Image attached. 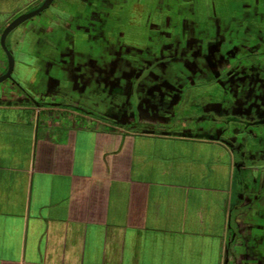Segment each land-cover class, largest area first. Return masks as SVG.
Segmentation results:
<instances>
[{
    "label": "crops",
    "instance_id": "crops-1",
    "mask_svg": "<svg viewBox=\"0 0 264 264\" xmlns=\"http://www.w3.org/2000/svg\"><path fill=\"white\" fill-rule=\"evenodd\" d=\"M14 73L0 82V264L264 262V214L228 147L111 123L48 71Z\"/></svg>",
    "mask_w": 264,
    "mask_h": 264
},
{
    "label": "flooded vegetation",
    "instance_id": "flooded-vegetation-1",
    "mask_svg": "<svg viewBox=\"0 0 264 264\" xmlns=\"http://www.w3.org/2000/svg\"><path fill=\"white\" fill-rule=\"evenodd\" d=\"M43 1L29 0L30 7L27 8H0V36L16 17L38 8ZM198 1L200 2L183 0L186 5L179 1L178 9L187 10L179 25V29H183L179 35L163 40L173 33L177 24L169 22L167 13H164L165 22H151L152 15L156 12L152 10L150 21L142 31L145 39L140 40L139 44H135L138 33L131 30L134 43L131 41L128 44L133 46L121 44L118 50L116 44L115 48L111 47L107 52L101 50L93 55L91 51L71 49L62 41L70 39L68 36L72 35V30L85 35H89L91 30L100 36L104 32L107 35L113 31L116 35L120 34L122 30H118V26L122 16L127 15L129 22L134 24L136 13L132 15L130 6L150 8L157 0H52L44 10L25 19L7 33L5 45L13 56L14 65L10 76L3 81L16 84L14 70L17 66L34 65L40 70L48 71L55 83L69 84V100L82 101L80 98H88V108H84L85 111L100 115L111 123L183 133L185 136L215 141L228 147L233 152L235 179L240 184L241 191L247 195L244 203L255 208L260 205L263 215L264 63L253 55L264 57V49L259 43V38L264 34V13L257 11L264 9V0H241L240 4L239 0H221L228 8H239L232 10L233 14L229 13L228 20L225 21H220L216 15H208V2L205 0L202 3L209 22L203 25L196 18L197 9H201ZM51 5L57 11L42 14ZM65 7L69 9V13L75 12L80 20L77 26L72 27L74 16H69V13L61 15ZM253 7L254 11L250 12ZM23 23L25 26L15 36L13 31ZM28 34L30 39L27 38L26 41ZM39 40L53 47V53L50 51L41 57V51L34 49L29 61L15 58L14 53L26 42L32 46ZM227 44L226 54L223 55L220 47ZM180 52L183 57L181 63L193 74V77L184 76L183 79L192 86L199 83L204 85L212 79L220 82L219 99L202 102L200 105L191 98L192 91L180 90L182 85H178L179 81L174 75L167 77L171 72L174 74L171 66L173 61L170 59L178 61L174 55L178 56ZM126 53L137 55L138 60H127L124 58ZM236 54H244V60L233 61ZM0 55L3 60L1 76L7 70V57L1 46ZM173 81L174 85L171 83ZM73 85L76 86L75 89ZM224 86L228 87L227 95L223 91ZM183 105H200L198 111L206 117L207 126L184 124ZM178 108L181 109L180 112ZM207 117L217 120V125L209 123ZM192 120L197 122V119ZM253 186L255 189H252ZM262 222L260 227L264 235V218ZM238 264L264 262L241 260Z\"/></svg>",
    "mask_w": 264,
    "mask_h": 264
},
{
    "label": "rangeland",
    "instance_id": "rangeland-1",
    "mask_svg": "<svg viewBox=\"0 0 264 264\" xmlns=\"http://www.w3.org/2000/svg\"><path fill=\"white\" fill-rule=\"evenodd\" d=\"M18 0H6V7L9 8H13L15 7ZM165 0H157L156 3H152V7L150 8H135L134 6H130V10L132 11V15L133 13H136V18L134 20V24H131L129 22V18L128 16H122L120 23H119V28L118 30H122V33L120 34H115L114 31L113 33L107 34L106 32L103 33L102 36L98 35L95 31L91 30L89 31V35H85V34H79L80 31H73L72 30V35L68 36L70 37V39L68 40H61L62 43L66 44L67 46H69L71 49H83L86 51H91L93 52V55L97 54L98 51L104 50L106 51L107 49H110L111 47L115 48L116 44L118 45L117 49L120 50L121 48V44H126L127 45H132V44H128L131 43V41L134 43V39H131L132 35H131V30H135L136 33H138L137 38H135V44H139L141 41L140 40H144L145 39V35L142 32L144 30V25L146 23H148L149 20V16L151 11H156L154 12L156 14V16H154L155 14H153V20L151 22H155V21H160L161 22H165V18H164V13H167L166 17L169 19V22L171 21V23L173 24H177L175 26L176 29H174L172 32V34H169V37H160V39L163 38V40H166L167 38H173L174 36H176V34H180L181 31H183V29H179V25L181 22H183V13L187 12V10L185 11V8H180L178 9V3L180 0H166V2H164ZM203 1L205 0H200V2L198 1L197 3H199L201 5V9L198 10L197 9V20L199 21L200 25H203L204 23H208L209 19L207 17H209L211 14L216 15L217 18L221 21H225L228 20V16L229 13H232V10H238L239 8H234L233 6L228 8L227 5L223 4V1L221 0H207V8L206 10L208 11V15H205V8L203 7ZM239 0V3L240 4ZM181 2H183V0H181ZM234 2V1H233ZM236 4V3H234ZM183 5H186V2H183ZM206 5V4H205ZM231 6V4H230ZM54 5H51L49 8H47L42 14H47V13H54L56 12V8H54ZM148 7V6H147ZM66 8V7H65ZM127 8V10L129 9ZM228 8V9H227ZM6 9V10H8ZM253 9V10H252ZM257 9V7L255 8V10ZM141 10V11H140ZM230 11V12H229ZM254 11V7L251 8L250 12ZM257 11H259V13H264V9H257ZM149 12V13H148ZM69 13V9L66 8L65 11L61 12V15L63 16L64 14ZM216 13V14H214ZM74 16L73 17V24L72 27H75L79 24L80 20L78 19V17L75 16V12L71 11L69 13V16ZM195 18V17H194ZM144 23V24H143ZM163 24V23H162ZM25 26V24L23 23V25L21 24L20 26H18L13 32L15 36H18V34L21 32L22 28ZM71 28V26H70ZM115 29V26H114ZM178 29V30H177ZM116 30V29H115ZM61 31V30H60ZM62 31H64L62 29ZM117 31V30H116ZM183 36V34H181ZM181 36V38H182ZM30 39V35L28 34V36L26 37V41L28 39ZM57 39V38H56ZM11 40V39H10ZM182 42V41H181ZM259 43H261V48L264 49V34L259 38ZM31 45V44H30ZM133 46V45H132ZM227 45H223L220 47V53H222L223 55L226 54V50H227ZM36 51L39 50L41 51L42 56L44 57L48 52L51 51V53H53L54 48L53 47H49L48 44L43 43V41L39 40L37 42V44L29 46L28 43L26 42V44H24V46L20 47L14 54L15 58L18 59H28V61L30 59H32L30 57V53L32 52V50ZM125 50H128L125 48ZM170 50V49H169ZM181 50V48H180ZM56 52V51H55ZM107 52V51H106ZM168 52V51H167ZM177 54H175L174 56L176 58H178V61H175L173 59H170L173 61V63H171V66L174 69V74L173 72H171L169 75L167 74V77H171L172 75H174L177 78V81H179L178 85H182L181 89L183 92H187V91H192L191 93V98L195 99L197 101V103H199L200 105L203 103H208L211 102L213 100H217L220 98V89H221V85L220 82L218 83L217 81L213 80L209 83H204L201 84L199 83L198 85L192 86L189 82L187 83L185 79H183V77H193V74L189 71L188 68H185V66H183V63H181L182 60V53L180 52L178 54V56H176ZM168 56H169V52H168ZM258 56V57H257ZM264 56V54H263ZM126 57L127 60H131V62H134L135 60H138L137 55L132 54V53H126V55H124V58ZM253 57L256 59L259 58V61L261 63H264V57L259 56V55H253ZM244 54H236L235 58L232 59L235 62H242L244 60ZM188 69V70H187ZM176 71V72H175ZM173 80V79H172ZM176 81V80H175ZM175 81L171 82L173 85L175 83ZM202 85V86H201ZM191 87V88H190ZM224 93L227 95L228 93V87L224 86L223 88ZM195 102H193L194 104H197ZM191 106V105H183L181 108L183 109V113L182 115L183 120L182 122L184 124H193L194 126L197 124L199 127L203 126L206 127L208 124V121L205 120V116L203 115V113L199 112V106ZM181 109L178 108V112H180ZM198 111V112H197ZM188 113V114H187ZM181 116V114H178ZM210 117H207L208 120H210L209 123H213L216 124L218 123L217 120H212L209 119ZM192 119H197L195 121H197L196 123H194V121ZM199 120V121H198ZM217 125V124H216ZM177 127L179 128V125H177ZM249 148L246 150L248 151ZM252 189H255V186L252 187ZM254 192V191H253ZM261 198H264V189L261 191ZM263 223V222H262Z\"/></svg>",
    "mask_w": 264,
    "mask_h": 264
},
{
    "label": "water",
    "instance_id": "water-1",
    "mask_svg": "<svg viewBox=\"0 0 264 264\" xmlns=\"http://www.w3.org/2000/svg\"><path fill=\"white\" fill-rule=\"evenodd\" d=\"M52 0H44L42 2V4L32 10V11H29L27 13H24L22 15H19L18 17H16L2 32L1 36H0V46L2 47L3 51L5 52L6 54V57H7V70L6 72L0 76V82H2L4 79H6L7 77L10 76V73L13 69V65H14V59H13V56L11 55V53L9 52V50L7 49L6 45H5V37L7 35V33L13 28L15 27L16 25H18L19 23H21L22 21H24L25 19L27 18H30L32 17L33 15L41 12L42 10H44L50 3H51Z\"/></svg>",
    "mask_w": 264,
    "mask_h": 264
}]
</instances>
